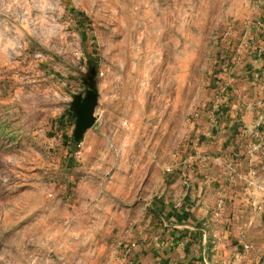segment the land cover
<instances>
[{"label": "rangeland", "instance_id": "374dc122", "mask_svg": "<svg viewBox=\"0 0 264 264\" xmlns=\"http://www.w3.org/2000/svg\"><path fill=\"white\" fill-rule=\"evenodd\" d=\"M247 56L263 81L264 0H0V264L129 257L169 183L207 157L214 216L224 184L251 210L264 126L221 101ZM88 88L96 121L75 141L70 102Z\"/></svg>", "mask_w": 264, "mask_h": 264}, {"label": "crops", "instance_id": "0c3cea01", "mask_svg": "<svg viewBox=\"0 0 264 264\" xmlns=\"http://www.w3.org/2000/svg\"><path fill=\"white\" fill-rule=\"evenodd\" d=\"M253 62L256 66V61ZM250 63L252 60L247 56L241 71L233 68L224 74L222 80L231 92L230 97L221 101L229 100L231 109L235 107V121L243 127H251L258 119L264 118V79L261 83L254 79V75L249 74L253 69ZM201 134H204L203 128ZM211 148L198 147L200 157L209 156L208 150ZM223 150L226 148L223 147L222 152ZM208 159L209 157L206 161ZM206 161L203 159L198 166L188 169L169 183L158 206V215L154 213L162 224L153 227L151 235L148 232L146 236L141 235L136 242H132L129 257H124L122 250L115 251L119 257L112 264H264V242L258 236L261 231L257 232L259 224H264V195L251 186L246 188L249 194H256L251 201L263 207L257 210L254 205L251 210L246 211L240 208L239 202L242 199L248 201V198L240 196L232 186L224 184L227 202L220 217L216 218L211 208L216 194L213 195L209 188L217 185L206 178L215 169ZM214 168L219 172L226 170L222 165ZM236 168L235 166V171ZM258 171L259 176L252 183L263 182L264 185V165ZM177 173L178 170L173 176H177ZM198 173L200 177L196 176ZM123 196H134V193L126 192ZM187 202H195V205L190 207ZM247 207L250 208V205ZM240 218H243V222H240ZM139 229L140 226L131 231L137 233ZM131 231L128 230L127 233ZM241 232L248 235L244 240L240 239ZM125 237V240H129L128 235L125 234ZM247 238L251 240V248L244 251L242 245L247 243Z\"/></svg>", "mask_w": 264, "mask_h": 264}, {"label": "water", "instance_id": "95a60500", "mask_svg": "<svg viewBox=\"0 0 264 264\" xmlns=\"http://www.w3.org/2000/svg\"><path fill=\"white\" fill-rule=\"evenodd\" d=\"M97 105V95L93 88L86 89L85 95H77L70 102V113L75 121L73 138L80 141L85 131L92 127L96 121L94 115ZM258 126L249 127L252 131L257 130ZM215 130V129H214Z\"/></svg>", "mask_w": 264, "mask_h": 264}, {"label": "built area", "instance_id": "2783aa9c", "mask_svg": "<svg viewBox=\"0 0 264 264\" xmlns=\"http://www.w3.org/2000/svg\"><path fill=\"white\" fill-rule=\"evenodd\" d=\"M211 122H214L215 121V118L214 117H211L210 119H209ZM261 121H262V125L264 126V118H261L260 119ZM263 129H264V127H263ZM184 164H185V166L186 167H189V166H191L192 165V161L191 160H189V159H187V160H185L184 161ZM167 171H171V168L170 167H167ZM255 186H256V189L258 190V191H264V185L263 184H261V183H256V184H254ZM221 203H222V201L221 200H219V203H218V205H217V207H216V210H215V216H218L219 215V213H220V208H221ZM255 205V207H256V209L257 210H261L263 207L261 206V205H259V204H254ZM242 248H243V250L244 251H247V250H249L250 248H251V245L247 242V243H243V245H242Z\"/></svg>", "mask_w": 264, "mask_h": 264}, {"label": "flooded vegetation", "instance_id": "af4514ba", "mask_svg": "<svg viewBox=\"0 0 264 264\" xmlns=\"http://www.w3.org/2000/svg\"><path fill=\"white\" fill-rule=\"evenodd\" d=\"M86 92V91H85ZM85 92L83 93V94H81L82 96H84L85 95Z\"/></svg>", "mask_w": 264, "mask_h": 264}]
</instances>
